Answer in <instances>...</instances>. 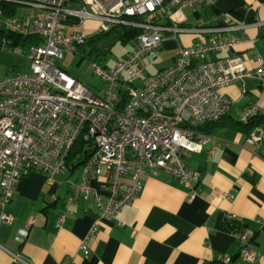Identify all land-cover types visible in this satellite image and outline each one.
<instances>
[{
  "label": "built area",
  "instance_id": "2783aa9c",
  "mask_svg": "<svg viewBox=\"0 0 264 264\" xmlns=\"http://www.w3.org/2000/svg\"><path fill=\"white\" fill-rule=\"evenodd\" d=\"M18 2L39 9L34 23L30 26L13 19L7 27L22 35H37L42 42L27 48L29 72L0 81V226L11 219L3 208L22 171L35 168L53 178L65 170L67 156L80 140L83 146H89L90 155L80 167L78 182L70 184L71 194L56 225L63 223L72 200H92L97 206L96 221L79 246L87 256V240L95 233L99 220L116 218L138 197L143 187L141 176L147 168L167 172L192 190L199 173L184 163V157L207 143L216 146L211 135L197 128L226 113L230 101L218 92L219 88L247 77L257 78L264 85V63L249 70L236 53L208 59L211 53L231 51L240 40L210 38L178 47L166 67L153 75H143V58L155 57L168 33L175 39L183 32L201 36L246 28L242 22L212 28L179 27L175 23L174 13L181 7L210 0ZM69 18L78 20L75 26L83 27L64 33V20ZM87 21L97 25L92 32L107 31L115 25L139 30L133 50L120 57L114 67L91 63L93 73L104 83L101 96L59 65L65 53L75 51L89 35L84 28ZM139 79L141 84L136 85ZM254 115H264V106L250 104L242 111L241 121L247 122ZM263 140L264 123L255 127L245 141L258 147ZM98 180L102 190L93 186ZM224 218L241 222L232 213ZM18 233L25 237L27 231L21 229ZM231 234L239 243L237 256L255 261L252 232L244 228ZM14 258L23 262L18 256ZM229 259L224 256L221 261Z\"/></svg>",
  "mask_w": 264,
  "mask_h": 264
},
{
  "label": "crops",
  "instance_id": "0c3cea01",
  "mask_svg": "<svg viewBox=\"0 0 264 264\" xmlns=\"http://www.w3.org/2000/svg\"><path fill=\"white\" fill-rule=\"evenodd\" d=\"M14 3L13 16L0 11V28H8L7 22L13 19L30 26L34 23L39 9ZM174 19L179 27H228L241 22L247 26L201 36L177 33L175 39L168 33L164 41L172 50L170 61L174 48L210 38H238L231 51L211 53L208 59L236 53L249 70L264 63V0H210L181 7ZM75 25L64 23L62 31ZM96 26L87 21L84 28L91 34ZM218 92L230 104L224 123L207 133L216 146L207 143L184 157V163L199 173L192 190L167 172L145 170L138 197L116 218L99 220L87 240L89 254L85 256L79 246L96 221V204L72 200L63 223L56 225L80 170L65 168L49 178L35 168L27 169L3 208L11 219L0 226V264H264V140L258 147L251 146L245 140L255 127L247 134L233 125L242 122L241 113L250 104L264 106V86L257 78L247 77ZM100 181L93 186L102 190ZM228 213L241 218L245 229L252 232L255 261L237 256L239 243L224 224ZM21 229H26L25 237L19 235ZM224 256L230 257L226 263L221 261Z\"/></svg>",
  "mask_w": 264,
  "mask_h": 264
},
{
  "label": "rangeland",
  "instance_id": "374dc122",
  "mask_svg": "<svg viewBox=\"0 0 264 264\" xmlns=\"http://www.w3.org/2000/svg\"><path fill=\"white\" fill-rule=\"evenodd\" d=\"M82 27L83 26L67 27L64 29V32L80 30ZM165 42L166 40L163 42V48L161 47V49L156 50L155 57L143 58V75H153L169 64L172 50L171 47ZM133 46L134 40H117L112 43L103 54L100 55H88L85 52L82 55V53H80L78 50L69 51L66 52L64 58L59 61V65L70 76L76 78L80 83L90 88L94 94L101 96L104 83L102 79L94 74L90 68L92 60L94 59V61L101 65H109L108 67H114L120 57L133 50ZM174 50L176 49L174 48ZM29 65L30 59L28 57L27 47L24 48L19 46L12 49L7 48V46L0 47V81L7 77L8 74V76H11L17 73L29 72ZM138 84H141L140 79L136 82V85ZM75 170L76 173H78L80 166L76 167ZM146 171L148 172L150 170L147 168Z\"/></svg>",
  "mask_w": 264,
  "mask_h": 264
},
{
  "label": "trees",
  "instance_id": "16d2710c",
  "mask_svg": "<svg viewBox=\"0 0 264 264\" xmlns=\"http://www.w3.org/2000/svg\"><path fill=\"white\" fill-rule=\"evenodd\" d=\"M14 2H18V0H0V11L7 17L13 16L16 7ZM77 22L78 20L72 18L64 20V23L68 24H77ZM138 32L139 30L137 28L120 25L112 26L109 30L103 32L94 31L87 36L82 44L76 47L75 51L78 50L80 53H82V55L84 52L88 55H100L103 54L109 48V46L117 40L133 41ZM41 42V38L37 35H22L15 32L14 30H11L10 28H0V47L7 46V48L11 49L12 47L21 46L26 48L31 45H39ZM93 61L94 59L92 62ZM102 66L108 67L109 65ZM119 105V107L122 106L121 103ZM223 117L224 115L215 122L199 126L197 130L209 133L212 127L219 126V123H224L222 121ZM263 123L264 115H254L250 117L246 123L234 122L233 125L235 127L237 126L240 130L248 134L254 127ZM88 147V145L83 146V143L80 140L76 141L67 156L65 168L73 171L76 167H81L90 155V149H87ZM224 221L226 222L224 223L225 228L229 231V233H232L236 229L242 230L245 228L244 224L237 220L224 218Z\"/></svg>",
  "mask_w": 264,
  "mask_h": 264
},
{
  "label": "bare ground",
  "instance_id": "6f19581e",
  "mask_svg": "<svg viewBox=\"0 0 264 264\" xmlns=\"http://www.w3.org/2000/svg\"><path fill=\"white\" fill-rule=\"evenodd\" d=\"M259 81V80H258ZM260 82V81H259ZM261 83V82H260ZM262 85V84H261ZM262 86H264V85H262ZM229 196H231V195H229ZM228 214H230V213H228Z\"/></svg>",
  "mask_w": 264,
  "mask_h": 264
},
{
  "label": "water",
  "instance_id": "95a60500",
  "mask_svg": "<svg viewBox=\"0 0 264 264\" xmlns=\"http://www.w3.org/2000/svg\"><path fill=\"white\" fill-rule=\"evenodd\" d=\"M182 127H184V124H181Z\"/></svg>",
  "mask_w": 264,
  "mask_h": 264
}]
</instances>
